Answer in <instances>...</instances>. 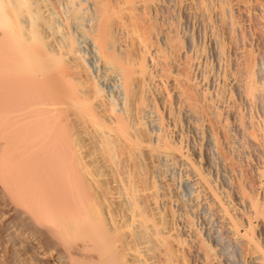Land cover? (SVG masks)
<instances>
[{
	"label": "bare ground",
	"instance_id": "obj_1",
	"mask_svg": "<svg viewBox=\"0 0 264 264\" xmlns=\"http://www.w3.org/2000/svg\"><path fill=\"white\" fill-rule=\"evenodd\" d=\"M0 264H264V0H0Z\"/></svg>",
	"mask_w": 264,
	"mask_h": 264
}]
</instances>
